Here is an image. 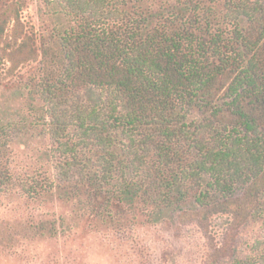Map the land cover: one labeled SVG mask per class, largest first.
Wrapping results in <instances>:
<instances>
[{
	"label": "trees",
	"instance_id": "1",
	"mask_svg": "<svg viewBox=\"0 0 264 264\" xmlns=\"http://www.w3.org/2000/svg\"><path fill=\"white\" fill-rule=\"evenodd\" d=\"M30 1L0 0V198L66 213L1 245L176 213L264 232V0Z\"/></svg>",
	"mask_w": 264,
	"mask_h": 264
},
{
	"label": "rangeland",
	"instance_id": "2",
	"mask_svg": "<svg viewBox=\"0 0 264 264\" xmlns=\"http://www.w3.org/2000/svg\"><path fill=\"white\" fill-rule=\"evenodd\" d=\"M36 3H29L30 16L36 13ZM17 150L24 159V150ZM48 213L66 210L59 204L41 208L10 196L1 197L0 234ZM177 216L155 227L141 228L125 240L96 234L82 226L57 239L37 240L11 249L0 244V264H229L240 251L250 255L253 242L264 238L257 226L238 229L222 215L188 224Z\"/></svg>",
	"mask_w": 264,
	"mask_h": 264
}]
</instances>
